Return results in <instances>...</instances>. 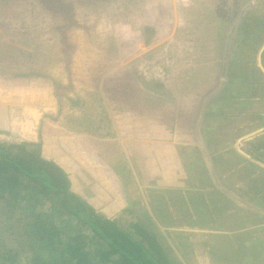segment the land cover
<instances>
[{
	"label": "rangeland",
	"instance_id": "374dc122",
	"mask_svg": "<svg viewBox=\"0 0 264 264\" xmlns=\"http://www.w3.org/2000/svg\"><path fill=\"white\" fill-rule=\"evenodd\" d=\"M57 2L70 8L75 22L66 31V40L58 30L59 20L39 0H0V135L17 132L26 138L37 137L38 123L43 119V155L65 170L73 190L98 213L116 218L127 228L135 220H146L131 212L129 205L121 213L116 211L119 206L112 200L115 187L111 181L102 183L121 172L120 165H110V159L121 162L114 150H108L110 140L124 138L132 130L138 138H161L162 131L176 132L178 121H189L192 106L209 102L214 95L209 89L217 84L222 68L235 69L232 91L239 90L242 76L249 77L242 85L245 97L236 104L249 106L248 98L264 95L260 69L242 68L250 62L256 67L260 43L256 18L264 9L255 8H264V0ZM29 73L48 75L65 86L59 93V122L43 117L44 113L53 116L58 107L50 81L13 77ZM263 105L261 101L254 104L258 109ZM247 131L252 132L249 127ZM252 133L257 138L258 132ZM135 163L137 175L143 177L149 166ZM97 165L108 166L98 179L91 168ZM142 193L147 199L145 212L148 209L156 215L165 211L162 203L156 205L160 202L156 193ZM128 195L139 202L137 191L131 188ZM199 195L194 193L193 200ZM6 214L5 208L0 210V264H9V249L16 248L10 224L25 222L17 213L10 214V220ZM222 217L221 221L215 216L206 221L213 231H185L188 236L170 227L141 223L164 239L171 264H264V247L258 251L256 246L245 245L254 238L249 231L244 232L245 237L242 231L235 232L238 237L220 235L231 225L225 221L229 216ZM260 224L261 229L264 223ZM261 236L264 240V231ZM27 245L31 242L25 241V252L29 253L19 251L15 259L21 264L26 262L24 255L30 254Z\"/></svg>",
	"mask_w": 264,
	"mask_h": 264
},
{
	"label": "crops",
	"instance_id": "0c3cea01",
	"mask_svg": "<svg viewBox=\"0 0 264 264\" xmlns=\"http://www.w3.org/2000/svg\"><path fill=\"white\" fill-rule=\"evenodd\" d=\"M255 9L260 11L264 8ZM259 15L256 18L260 38L256 67L250 62L243 64L242 68L254 71L258 67L264 77V14ZM232 69H221L216 76L217 84L209 89L214 95L209 97V102L192 106L189 121H178L176 132L175 129L171 134L162 131L161 138H148L146 134L144 138H138L136 131L132 130L124 138L110 140L108 150H114L121 160L118 163L110 159V165L118 168L120 165L121 172L115 174V178L110 175L102 183H113V204L119 206L116 211L121 213L124 206L129 205L131 212L144 216L146 221L141 222L150 221L159 228L170 227L185 236H188L185 231H213L206 222L208 219L212 221L215 216L217 221H221L220 217L229 216L225 221L231 225L223 230L221 236L238 237L235 232L242 231L241 236L245 237L244 232L249 231L254 238H250L248 246H253V239L260 243L264 231V227L259 228L260 223H264V105L258 109L254 104L256 101L264 103V95L259 93L260 98H248L251 100H248L249 106L236 104L245 97V80L249 81V77L242 76L238 83L241 87L232 91L237 76L232 74L235 71ZM248 127L252 132H258L257 138L251 136L253 133L247 131ZM14 135L29 141L37 139L23 137L17 132L0 135V138H12ZM136 160L149 166L143 177L137 175ZM91 168L95 169L93 177L97 179L101 173L106 174V168L108 170V166ZM124 175L129 177L123 178ZM131 188L138 192L139 202L128 195ZM142 191L156 193L160 199L156 205L162 203L165 211L156 215L148 209L145 212L147 199ZM194 193L200 194L195 200L192 197ZM174 223L176 227L172 225Z\"/></svg>",
	"mask_w": 264,
	"mask_h": 264
},
{
	"label": "trees",
	"instance_id": "16d2710c",
	"mask_svg": "<svg viewBox=\"0 0 264 264\" xmlns=\"http://www.w3.org/2000/svg\"><path fill=\"white\" fill-rule=\"evenodd\" d=\"M39 1L59 20L58 30L66 40V31L75 24L70 8L60 6L57 0ZM66 46L63 48L67 53ZM29 76L50 81L58 107L53 116L44 113L43 117L59 122L62 117L59 93L65 86L40 73L13 77ZM44 127L45 121L41 119L36 141L15 135L0 138V210L6 209L7 220L14 213L17 218H25V222L16 220L10 224L16 248L9 249V264H21L15 259L19 251L22 255L25 252V241L31 245H27L30 254L24 255V264H171L164 239L148 225L136 221L127 228L121 227L116 218L98 213L73 190L65 170L41 152ZM258 242L253 239L252 244L259 251L264 240Z\"/></svg>",
	"mask_w": 264,
	"mask_h": 264
}]
</instances>
